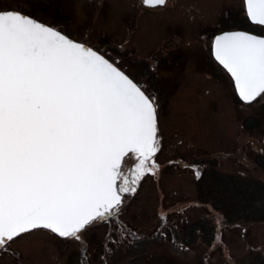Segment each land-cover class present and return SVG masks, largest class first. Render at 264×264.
<instances>
[{
  "label": "rangeland",
  "instance_id": "rangeland-1",
  "mask_svg": "<svg viewBox=\"0 0 264 264\" xmlns=\"http://www.w3.org/2000/svg\"><path fill=\"white\" fill-rule=\"evenodd\" d=\"M139 1L114 0L99 9V2L73 0L71 7L73 24L85 23L84 30L92 32L89 45L138 80L152 60L185 44L181 36L164 42V32L169 38L180 32L167 21L188 20V11L196 9V20L187 26H195L198 19L202 24L218 19L221 30V13L231 0H180L178 9L172 6L176 0H170L157 14L138 8V28L120 36L119 9L125 11L124 4ZM7 5L0 0V10L8 9ZM81 8L89 16L90 28ZM251 27L264 33V26ZM135 59L146 65L138 67ZM170 68L181 75V86L174 94L166 90L159 95V150L147 162L152 172H145L135 192L123 194L119 214L93 222L80 233V241L60 238L46 229L22 234L0 249V264H82L85 260L88 264H264V218L251 220V215L228 221L216 208L226 205L219 202L221 197L238 203L242 197L234 190L240 182L249 186L252 179L264 185V94L251 103L238 102L225 73L219 83L202 71ZM166 69L158 72L170 83V69ZM124 163L130 168L133 160L125 157ZM211 189L215 192L209 193ZM255 203L262 206L264 199L259 196Z\"/></svg>",
  "mask_w": 264,
  "mask_h": 264
},
{
  "label": "snow or ice",
  "instance_id": "snow-or-ice-1",
  "mask_svg": "<svg viewBox=\"0 0 264 264\" xmlns=\"http://www.w3.org/2000/svg\"><path fill=\"white\" fill-rule=\"evenodd\" d=\"M245 10L264 26V0H245ZM213 55L243 101L264 94V37L222 33ZM157 108L98 50L0 10V249L38 229L80 241L93 222L117 216L123 194L152 172Z\"/></svg>",
  "mask_w": 264,
  "mask_h": 264
},
{
  "label": "flooded vegetation",
  "instance_id": "flooded-vegetation-1",
  "mask_svg": "<svg viewBox=\"0 0 264 264\" xmlns=\"http://www.w3.org/2000/svg\"><path fill=\"white\" fill-rule=\"evenodd\" d=\"M95 1L99 2V9L103 7L106 8V6H108L109 4L111 5V3L114 2V0H90V2L93 4L95 3ZM121 1L122 3H125L126 0H120V2ZM5 2L8 4L7 6L9 7L6 10L19 11L27 16L36 19L38 22L44 23L45 25L52 26L62 31V33L65 34L68 38L76 42L86 44L93 50H97L89 45V42H92V32L84 30L86 24L82 22L73 24L72 22L74 21V19L72 18V13L74 10H72L71 7L75 6L73 0H5ZM169 2L170 0H166V3L164 5H158L155 7H150L144 4L143 0H140L138 4H124L125 6L123 7H125L126 10L123 11L120 8V15L116 17V24L118 28L117 34H123L120 36H126L128 35V33L131 32V29H133L134 27L138 28L137 20L135 19L136 11L138 8L141 11L146 10L148 14H157V12H160L161 9L167 8L169 6ZM176 2L177 3H174L173 1L172 6H174L176 9L182 8L180 4L181 1L176 0ZM66 7L68 8L66 9ZM81 9L83 10V19L87 22L90 28L91 23L87 21V18H89V16L85 8ZM195 13H197L196 9H190L188 11V20H186L185 17H180L177 18L179 19V21L172 20L166 22L167 25L174 24L177 25L178 28H180V32L171 34L172 38L166 36L164 34L165 30H163V35L165 36V43L171 42L173 41V39L177 41L182 37L183 39H186L185 44L173 47V49H168L165 55L159 57L157 60H152V63H150V65H146L144 61L141 62V59H135V63L138 67L139 65H146L145 70H142L141 72L142 75L139 80L133 75H130L129 72L125 70L120 64L115 63V66L123 70L125 74L131 77L133 81L136 82L138 85H141L142 89L146 91V94L154 96L157 101L156 103H158V100L161 99L159 95L162 94L164 91L174 90L172 93L174 94L178 87L181 86V84H179V78L181 75L174 73L175 71L170 68V66H172L173 68L174 65L181 66L183 73H186V68H189L190 70H195L196 72H205L209 74L212 80L219 83H221V76L225 73L229 80L233 83V92L236 93V100L238 102L242 101L238 95V92H236L235 83L232 79L231 74L223 67V65L219 64V62L216 61L214 58L213 42L218 34L228 31L240 30L249 33L253 32L260 36L264 35V33L257 32L258 30L256 29H252L251 25L255 27H258L259 25H255L254 23L249 21L245 10V0H231L230 3L228 2L225 12L221 13V20L223 23L221 24V26H223L221 30H219L217 26L218 19H216L215 22H207L206 24H202L200 19H198L195 26H187V23L190 24L196 20ZM64 20H68V22H64ZM260 27L262 28V26ZM165 29H167V33L169 34L168 28ZM202 36L204 38H202ZM106 58H108L110 62H113L108 56H106ZM156 64H159L158 68H155ZM163 68H167L168 70L170 69L169 71L171 73L170 75L172 79L170 83H165V76L158 72V69ZM144 77L145 79H143ZM151 78L154 79L153 83L151 82ZM197 81L196 83L200 84ZM189 84L191 85V83L188 82V86ZM159 110L160 107L157 108V114ZM159 127L160 125H158V134L160 135ZM213 192H215V189L209 190V193Z\"/></svg>",
  "mask_w": 264,
  "mask_h": 264
},
{
  "label": "trees",
  "instance_id": "trees-1",
  "mask_svg": "<svg viewBox=\"0 0 264 264\" xmlns=\"http://www.w3.org/2000/svg\"><path fill=\"white\" fill-rule=\"evenodd\" d=\"M258 182L259 181L250 179L249 186L246 184L247 181L246 183L240 182L238 185H236L234 190L235 193L240 194V196L242 197L238 201V203L236 204L233 202H228L224 200L223 197H221L218 198L219 202L220 203L224 202L226 205L224 207H220L219 205L217 206L215 204L217 206L216 208L219 211H221L223 215H225L228 221H233L237 217L247 218L250 217L251 215H253V217L250 218L251 220H259L261 218H264V204H262V206H259L258 205L259 203L258 204L255 203V198L257 199L259 198V196L262 197V200L264 199V185L263 184L258 185ZM250 184H253V186ZM246 208H248L247 212L245 211ZM232 210L234 212L230 213ZM240 211L241 213H239Z\"/></svg>",
  "mask_w": 264,
  "mask_h": 264
},
{
  "label": "water",
  "instance_id": "water-1",
  "mask_svg": "<svg viewBox=\"0 0 264 264\" xmlns=\"http://www.w3.org/2000/svg\"><path fill=\"white\" fill-rule=\"evenodd\" d=\"M44 24V23H43ZM228 32H244V31H228ZM224 33H226V32H224ZM246 33H249V32H246ZM222 34V33H221ZM221 34H218L217 36H219V35H221ZM249 34H254V35H257V34H255V33H253V32H251V33H249ZM216 36V37H217ZM257 36H260V35H257ZM260 37H264V35H262V36H260ZM74 41V40H73ZM84 45H86V44H84ZM87 47H89L88 45H86ZM227 70V69H226ZM131 78V77H130ZM132 79V78H131ZM232 79H233V77H232ZM133 80V79H132ZM233 81H234V79H233ZM236 87V86H235ZM236 92H238V95H239V91H238V89L236 88ZM240 97V96H239ZM241 99V98H240ZM242 100V99H241ZM243 101V100H242Z\"/></svg>",
  "mask_w": 264,
  "mask_h": 264
}]
</instances>
